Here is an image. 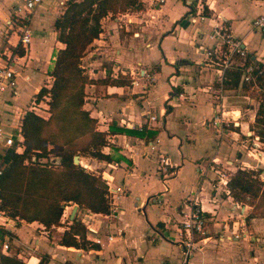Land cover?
Wrapping results in <instances>:
<instances>
[{
	"label": "crops",
	"instance_id": "obj_1",
	"mask_svg": "<svg viewBox=\"0 0 264 264\" xmlns=\"http://www.w3.org/2000/svg\"><path fill=\"white\" fill-rule=\"evenodd\" d=\"M59 2L42 0L26 18L33 32L29 56L18 73L16 92L6 93L0 101V114L8 128L15 124L20 112H25L24 108L28 109L38 89L44 84L49 87L45 82L51 76L54 54L64 46L54 27L55 18L64 9ZM141 2L139 9L104 16L102 31L81 57V65L93 78L104 77L109 71L113 77L127 74L131 79L138 73H148L151 80L146 88L138 83H89L85 88L84 108L96 119L97 129L107 130L114 123L138 130L146 125L157 130L149 139L133 133H110L101 150L117 157L111 161L79 155V160L83 157L94 168L86 171L100 175L106 187L107 181L111 187H122L113 193V203L106 191L109 210L115 208L113 214L109 215V210L103 213L79 209L76 202L69 201L62 206L61 223L50 228L37 220L10 217V228L0 233L2 240L8 233L9 247L3 250L0 246V252L15 254L22 264H264V253L259 248L250 247V252L244 253L239 243L227 242L243 238L247 246L255 240L264 246V217L246 219L249 205L235 201L214 170L219 166L231 175L238 166L252 167L253 163L246 160L249 154L260 160L264 151L253 152L254 148L246 146V139L251 138L244 139L241 132L242 124L249 120H240L234 127L222 124L221 129L213 122L220 112L224 123L226 118L230 121L229 115L233 119L240 113L239 119L242 109L237 104H259L258 93L264 92L250 84L248 92L256 88L258 98L252 92L225 93L239 91V84L218 91L217 66L209 62L205 51L215 40L211 36L213 27L221 24L243 44L247 52L243 60L264 70V33L251 23L264 13V0ZM22 4L23 0H0V60L17 54L12 53V48L20 44L19 28L12 29L6 21ZM201 11L205 19L200 18ZM239 58L228 68L237 67L235 61ZM257 81L260 86L264 84V71ZM225 104L235 107L227 108ZM250 109L256 112L257 107ZM151 114L156 119L150 120ZM164 133L167 138H163ZM149 140L153 149L147 145ZM123 142H128L129 147H124ZM169 145L175 154H171ZM159 150L168 155L172 164V173L165 179L158 169ZM74 205L77 208L73 217H78L86 228L87 242L80 247L66 246L61 241L72 221ZM195 208L204 219L203 230L192 233L193 247L186 255L189 238L182 221L184 213ZM74 236L80 240L82 231Z\"/></svg>",
	"mask_w": 264,
	"mask_h": 264
},
{
	"label": "trees",
	"instance_id": "obj_2",
	"mask_svg": "<svg viewBox=\"0 0 264 264\" xmlns=\"http://www.w3.org/2000/svg\"><path fill=\"white\" fill-rule=\"evenodd\" d=\"M64 3L63 11L54 20L57 39L64 46L54 54L49 70L52 76L50 86L42 85L35 93L37 99L49 95V116L43 117L29 108L25 110L21 124L25 148L21 153L14 148L7 149L3 156L5 167L0 174L1 207L11 217L37 220L45 228L61 223L62 206L69 201L76 202L79 209L92 212L104 213L109 210L107 187L100 175L92 174L79 163H74L75 154L111 161L117 157L101 150L110 133H133L148 139L157 133L156 129H148L146 125L138 130L114 123L107 130H99L96 119L84 108L87 84L131 83L129 75L113 77L109 71L104 77H90L81 65V57L102 31L101 19L104 16L139 9L142 7L141 0H66ZM13 52L22 55L23 47L17 44L12 48ZM241 74L239 66L226 68L223 78L215 85L219 86L220 83L223 89H227L239 84V90L247 92L249 84L240 80ZM253 92L257 93L256 88ZM258 94L262 100L259 101L250 129L254 136L264 142V93L260 91ZM167 111L169 105H166ZM48 153L58 156L57 165L48 166L32 160V156L38 159ZM25 159L31 163H24ZM259 170L238 166L227 181L233 199L248 201L251 205L246 219L264 217V179L260 178ZM85 230L80 219L73 217L69 228L62 234V243L74 247L84 245L87 242ZM80 231L82 236L77 240L74 233L80 235ZM0 264H22V260L15 254L0 252Z\"/></svg>",
	"mask_w": 264,
	"mask_h": 264
},
{
	"label": "built area",
	"instance_id": "obj_3",
	"mask_svg": "<svg viewBox=\"0 0 264 264\" xmlns=\"http://www.w3.org/2000/svg\"><path fill=\"white\" fill-rule=\"evenodd\" d=\"M163 1V0H158ZM42 0H23V4L17 7V12L14 16L8 19L6 22L10 25L12 29H15L14 26L19 28L18 32V43L23 47V54H11L6 58H2L0 60V101L3 100V97L6 93L12 95L16 92L18 87V71L15 67L16 64H21L22 66L26 65V57L29 56V47L30 41L33 35V32L30 26L24 21L28 17V15L35 9V7L40 4ZM61 5H65L64 0H60L59 2ZM202 8V5H199ZM203 9V8H202ZM200 18L205 19V15L203 12H199ZM252 26L257 28L258 30L264 33V13L255 16L252 19ZM211 36L215 39L214 42L210 47L205 49L206 55L209 58V62L212 65H216V75L218 76L219 80H221L224 76V71L226 68L233 65L234 60L237 57H240L237 62L235 61L236 66H239L242 69V76L241 79L243 82L250 84L251 86L260 88L264 92V84L260 86L257 81V77L260 74H263V67L255 64L252 61L245 62L243 60L247 55L246 49L244 48L243 44L240 40L234 38L232 34L229 32L227 27L221 24H215L213 30L211 32ZM37 61L38 58H36ZM125 73V72H123ZM151 80L148 75L146 74H139L136 78H132L131 83H138L141 88H146L150 84ZM34 107V106H33ZM29 109L30 106H28ZM24 114V113H23ZM23 114L20 112L17 116L15 124L8 128L3 123L1 114H0V174L3 172L5 167L4 161V154L9 148H14L16 152H23L25 145H24V137L21 133V124H22V116ZM240 113L235 114L233 117V122L238 123V117ZM150 120L156 119L154 114H151ZM213 122L215 124L220 125L219 129H221L222 124L225 122V117L222 112L216 114L213 117ZM147 145L150 148H154V144L152 141L149 140ZM124 147H129L128 142H123ZM53 162L59 163V158L54 157ZM25 162L27 160L25 159ZM158 162L160 163L159 171L163 178H167L172 173V164L165 152L158 151ZM80 165L89 170L94 171L93 167H90L81 161L79 162ZM253 167V166H252ZM216 174L218 175V181L224 183L227 188V181L229 179L227 173L222 170L221 168H214ZM107 197L111 203H113V193L117 191H121V186L111 187L109 182L107 181ZM115 208H110L109 215H112ZM185 220L182 221L184 226V230L189 238L186 240L184 253L186 255L189 254L190 248L193 247L192 243V233L194 231H202L203 230V223L204 219L200 214V210L198 209H191L188 213H184ZM11 216L7 213L6 209L1 207V200H0V233L1 229L8 230L10 228ZM238 235V234H235ZM5 239H1L0 237V246L1 249L6 250L9 247V235L8 233L5 234ZM96 241H99L96 239ZM183 263H186V259H184ZM24 264H33L29 261H26Z\"/></svg>",
	"mask_w": 264,
	"mask_h": 264
},
{
	"label": "rangeland",
	"instance_id": "obj_4",
	"mask_svg": "<svg viewBox=\"0 0 264 264\" xmlns=\"http://www.w3.org/2000/svg\"><path fill=\"white\" fill-rule=\"evenodd\" d=\"M15 29H17V28H15ZM15 67H16V69H17V71H18V73L20 72V71H22L23 70V66L21 65V64H16L15 65ZM45 81V80H44ZM51 81H52V76H50L49 77V81H46L45 83H48L49 84V86H50V84H51ZM45 85V84H44ZM249 86V85H248ZM250 87V86H249ZM248 87V90L250 89ZM216 88H218L217 90L218 91H220V90H222L221 89V86H220V84H219V86L218 87H216ZM253 90H255V89H253ZM248 92V91H247ZM252 92V94H254V96L256 95L255 94V92H253V91H249L248 93H251ZM227 95H234V94H243L244 92L243 91H241V90H239V91H227V92H225ZM256 97V96H255ZM256 98H258V97H256ZM48 100H49V95L48 94H46V95H44L42 98H40V99H37L36 98V96H35V94H34V96L31 98V102H29V104H28V106H30V108L32 107V109L36 112V113H38V114H40L41 116H43V117H47V116H49V105H48ZM260 100H262V97L260 96V98H258V101H260ZM241 109H242V114H241V117L238 119V121H240V120H249V122H244L243 124H242V127H243V132H241V135H242V137L244 138V139H246V137H249V138H251V139H246V146H247V148H254V149H251L253 152H258V150L259 149H261L262 151H264V142L263 141H261L260 139V141L259 140H255L256 139V137L253 135L254 133H253V130H251L250 129V124H252V122H253V120L252 119H250L251 117H253V119H254V112L255 111H251V109L250 108H252V109H254L255 107H257V105H258V103L255 101V102H253L252 104H251V106H243L242 104H237ZM34 106V107H33ZM225 106H227V108L228 107H230V106H233V107H235L234 105H227V104H225ZM247 107V108H246ZM27 109V107L26 108H24V110H26ZM253 115V116H252ZM251 116V117H250ZM229 118H230V121L226 118V121H227V123H224V125H225V127H234V126H236L237 124L235 123V122H233V119H232V117H231V115H229L228 116ZM239 125V124H238ZM247 132V133H246ZM165 135H164V137L163 138H167V133H164ZM163 141L165 142V139H163ZM162 141V142H163ZM51 146V145H50ZM167 148V147H166ZM168 148H170V151H171V154L173 155V154H175L174 153V151H173V146H171V145H169L168 146ZM167 148V149H168ZM256 148V149H255ZM257 150V151H256ZM249 157H247L246 158V160H248L249 159V161L251 162V163H253L251 166H253V167H255L254 166V164L257 166V169L259 170L258 172L259 173H261V176L263 177L264 176V173H262L261 171H262V169H264V165H262V164H264V163H261V160L262 161H264V154L263 155H261L260 156V160H258V159H254V157H252V155L251 154H249L248 155ZM54 157H58V156H55L54 154H52V153H48L46 156H41L40 158H35V157H33L32 156V160L33 161H35V162H37V163H39V164H43V165H48V166H53V165H57L58 163L57 162H53L52 160H53V158ZM27 160V162H25L24 161V163H31L30 161H29V159H26ZM82 162V163H84V164H86V165H88V166H90V167H93L92 165H91V163L89 162V161H86L85 159H83V157L82 158H80V160H79V162ZM80 164V163H79ZM237 164V163H236ZM152 167V166H151ZM219 166H215L214 168H218ZM219 168H221L222 170H223V168L222 167H219ZM252 167H248V169H251ZM256 168V167H255ZM85 169V168H84ZM86 170V169H85ZM229 177H230V175H228ZM260 176V175H259ZM261 176H260V178H261ZM224 187H226V186H224ZM227 188H228V185H227ZM236 201V200H235ZM239 203H242V205H249V202L248 201H243V202H240V201H238ZM249 207V209L248 210H250V208H251V205H249L248 206ZM225 233H227V232H224V234ZM247 239H249V237L247 238ZM227 242H236V243H239V249H240V251L241 252H244V253H246L247 251H248V248H250L251 247V249H253V248H259L260 249V252H262V253H264V246H262V241H260V242H257L256 240L255 241H252L251 243H254L253 245H251V246H247L246 244H245V242H244V239L243 238H239V239H237V240H229V241H227ZM253 251H256V250H253ZM248 252H250V251H248ZM261 253V254H262ZM249 255H250V253H248Z\"/></svg>",
	"mask_w": 264,
	"mask_h": 264
},
{
	"label": "water",
	"instance_id": "obj_5",
	"mask_svg": "<svg viewBox=\"0 0 264 264\" xmlns=\"http://www.w3.org/2000/svg\"><path fill=\"white\" fill-rule=\"evenodd\" d=\"M73 162L74 163H78L79 162V155L78 154H75L74 157H73ZM76 208H77V205H74L72 211H71V214H70V218H73V215L76 211Z\"/></svg>",
	"mask_w": 264,
	"mask_h": 264
}]
</instances>
